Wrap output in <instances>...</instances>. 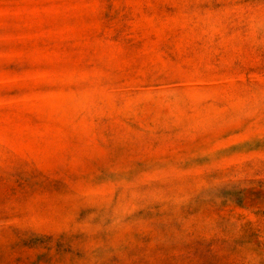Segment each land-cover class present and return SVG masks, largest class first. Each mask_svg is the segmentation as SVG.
<instances>
[{"label": "rangeland", "instance_id": "1", "mask_svg": "<svg viewBox=\"0 0 264 264\" xmlns=\"http://www.w3.org/2000/svg\"><path fill=\"white\" fill-rule=\"evenodd\" d=\"M0 264H264V0H0Z\"/></svg>", "mask_w": 264, "mask_h": 264}]
</instances>
